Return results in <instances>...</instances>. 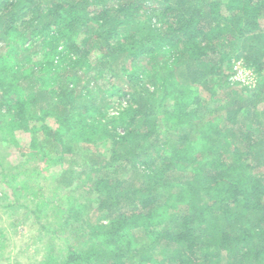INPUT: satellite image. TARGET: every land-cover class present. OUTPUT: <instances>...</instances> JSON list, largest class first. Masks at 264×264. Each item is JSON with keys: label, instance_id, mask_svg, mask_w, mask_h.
Here are the masks:
<instances>
[{"label": "trees", "instance_id": "1", "mask_svg": "<svg viewBox=\"0 0 264 264\" xmlns=\"http://www.w3.org/2000/svg\"><path fill=\"white\" fill-rule=\"evenodd\" d=\"M263 19L264 0H0V135L30 133L26 160L62 167L51 197L0 159L26 264H264V76L240 91L225 65L241 40L264 46Z\"/></svg>", "mask_w": 264, "mask_h": 264}, {"label": "rangeland", "instance_id": "2", "mask_svg": "<svg viewBox=\"0 0 264 264\" xmlns=\"http://www.w3.org/2000/svg\"><path fill=\"white\" fill-rule=\"evenodd\" d=\"M263 24H264V19L262 20ZM250 46V48H249ZM38 48V47H37ZM246 49L249 50V52H247L246 57L244 55H241V59L237 60L236 59V55L239 51V49ZM35 50V48H33ZM32 49V50H33ZM230 52V50H229ZM264 54V46H262L259 42V46H254V44L252 42H250L249 44L245 43L243 40H241L240 42H238V46L236 48V51L233 55H230L229 58H227V60L225 61V65H226V69L230 68L231 69V75H230V81L231 84L233 83V85H235L236 87L239 88L240 91H242L243 89H245V86H254L257 84V80L259 78H261L262 76H264V67L260 70L259 72H255L254 68H252L250 66V64L248 63L249 60H252L253 58H255V60H259L260 61V65L262 66V64L264 63V57H261V55ZM252 58V59H251ZM218 60V57L216 56L215 60ZM228 67V68H227ZM225 73L228 74V70H225ZM120 80H117V84H122L119 83ZM259 82V81H258ZM94 86L91 84V88H93ZM128 88V87H127ZM44 91V90H43ZM48 90H45V96ZM42 92V91H41ZM202 93V91H201ZM44 94V93H43ZM205 98H208V95L206 92L203 93ZM203 97L200 96V99L203 100H207ZM116 99V98H115ZM201 100H199L201 102ZM257 103H258V107L259 110H261V112L264 113V102H263V97L257 99ZM47 102H51L52 99H46ZM114 105V104H113ZM41 106V105H40ZM125 106V105H124ZM45 107V106H43ZM222 107H226L225 105H222ZM222 107L219 109L218 112L215 113V108H213L211 110V112L214 114L212 119L215 121H218L219 123H221V128H223L224 130L227 127H231L233 126V122L231 120H226L225 116L227 114V112L222 109ZM52 118V123L53 124L55 122V119L53 117ZM254 119V115H246L244 118H242V122H249L250 120L253 121ZM262 120H264V117L261 118ZM4 131H3V137L2 134L0 135V159L8 161L10 164L12 165H19L20 163L22 164V162L24 163L23 165L27 166V169L29 168V170L31 171H36L38 170L36 173L41 174L42 176V181H47L50 182V184L47 183V185L49 187H45V190H48L47 192H51L50 195L52 197L53 192H55V190L57 189V181H55L56 179H54V177L58 178L56 174L59 175L62 167L57 164L54 166L48 167L45 161H39L40 158H37L35 161L33 160H26V155L25 153H27L29 151V147L31 144V134L25 131H19L17 132L13 138L17 139V145L14 144V142L11 141V137L9 135H7V138L4 137ZM2 137V138H1ZM41 140H40V148L41 149H45V137L42 134L40 136ZM84 146L82 147H78L80 148V153L82 154V157L86 156V160H89V151H93L95 154V151L97 149L99 150H104L105 146L103 145V143L100 144H94L93 147L91 145H89V147H87L86 144H83ZM75 147V148H77ZM44 151V150H43ZM42 151V153L44 154V152ZM25 152V153H24ZM88 154V156H87ZM26 160V162H25ZM39 161V163H37ZM60 179V178H58ZM73 180V184L71 185H62L59 187V189L57 190L56 193H60L62 199L60 200V197L57 201L58 204H62L64 201L63 198H68V193H72L73 191L75 192H79V188H83V182L85 181V174L80 173V175L75 178L72 179ZM59 184V183H58ZM55 188V189H54ZM82 192V191H81ZM56 203V201H55ZM0 224L1 225H5L6 226V231L9 233L10 236V244L8 243L5 247V251L6 254L4 255V259L7 262L8 259L10 260V264H26L29 263L30 261H28L30 256L29 254H32L33 251L31 250L32 248L37 247L35 245V247H31L33 246V240H34V235L31 233V230H25L24 226H20V233H16L14 232V230L12 229V226L10 225V223L8 222V220H6L5 217H3V215L0 214ZM2 241L0 240V243ZM42 256L44 255L41 254ZM20 262V263H19ZM6 264V263H5Z\"/></svg>", "mask_w": 264, "mask_h": 264}]
</instances>
